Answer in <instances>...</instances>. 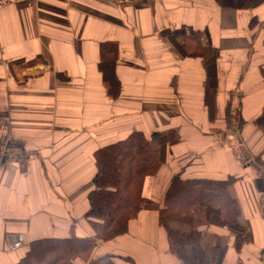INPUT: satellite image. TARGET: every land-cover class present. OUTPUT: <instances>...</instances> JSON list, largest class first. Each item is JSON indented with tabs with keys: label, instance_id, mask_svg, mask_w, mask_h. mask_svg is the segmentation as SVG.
Instances as JSON below:
<instances>
[{
	"label": "crops",
	"instance_id": "1",
	"mask_svg": "<svg viewBox=\"0 0 264 264\" xmlns=\"http://www.w3.org/2000/svg\"><path fill=\"white\" fill-rule=\"evenodd\" d=\"M240 2L28 0L0 7V264L18 263L34 240L95 235L85 217L95 151L133 131L149 138L169 128L180 141L145 180L154 204L125 234L97 240L91 259L109 253L115 264H264V130L256 123L264 113V1L250 8ZM182 27L200 32V46L217 53L214 99L202 57L183 54L170 38ZM106 42L119 49L117 96L100 67ZM180 173L239 177L240 248L229 227L213 223L195 226L198 245L171 248L159 210ZM171 226L185 235L193 229ZM17 239L24 246L9 249ZM216 245L214 261L208 249Z\"/></svg>",
	"mask_w": 264,
	"mask_h": 264
},
{
	"label": "trees",
	"instance_id": "2",
	"mask_svg": "<svg viewBox=\"0 0 264 264\" xmlns=\"http://www.w3.org/2000/svg\"><path fill=\"white\" fill-rule=\"evenodd\" d=\"M263 1L241 0L239 6L250 8ZM169 35L183 54L202 57L208 76L207 91L213 94L214 99L218 79L217 53L210 46H200V32L186 33L182 27ZM177 36H181L179 42ZM100 49V67L105 74V81L110 94L117 96L121 88L115 73L118 45L106 42ZM213 99L208 103L212 104ZM256 123L264 130V113L257 118ZM179 141L180 135L176 128L156 130L149 138L141 131H133L125 139L96 150L97 172L88 195L90 208L85 214L95 235L34 240L29 244L26 255L16 264H74L78 257L88 260L87 264H115L109 253L91 259L97 240L107 242L125 234L130 221L142 209L154 204L144 194L145 180L160 172L167 161V148ZM238 178L236 175L227 178L183 177V173L171 178L159 212L173 250L191 243L198 245L202 231L199 232L195 226L207 223L229 227L236 237L237 247H241L245 230L240 220L241 205L233 194ZM173 223L188 225L193 229L185 235L173 228ZM217 247L208 249L214 261Z\"/></svg>",
	"mask_w": 264,
	"mask_h": 264
},
{
	"label": "built area",
	"instance_id": "3",
	"mask_svg": "<svg viewBox=\"0 0 264 264\" xmlns=\"http://www.w3.org/2000/svg\"><path fill=\"white\" fill-rule=\"evenodd\" d=\"M25 1H28V0H0V7L5 6V5H10V4H15L16 2L21 3ZM21 245H22V241L17 239V241H15L11 245V249H18Z\"/></svg>",
	"mask_w": 264,
	"mask_h": 264
},
{
	"label": "rangeland",
	"instance_id": "4",
	"mask_svg": "<svg viewBox=\"0 0 264 264\" xmlns=\"http://www.w3.org/2000/svg\"><path fill=\"white\" fill-rule=\"evenodd\" d=\"M21 240V239H19ZM22 241V240H21ZM24 246V242L22 241V245L20 247ZM9 249H11V245L9 246ZM12 250V249H11Z\"/></svg>",
	"mask_w": 264,
	"mask_h": 264
}]
</instances>
